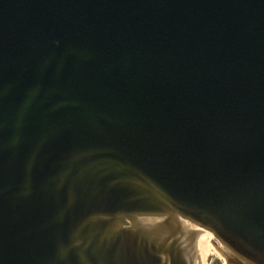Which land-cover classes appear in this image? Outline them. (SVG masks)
Listing matches in <instances>:
<instances>
[{"label":"water","instance_id":"1","mask_svg":"<svg viewBox=\"0 0 264 264\" xmlns=\"http://www.w3.org/2000/svg\"><path fill=\"white\" fill-rule=\"evenodd\" d=\"M264 264V0H0V264Z\"/></svg>","mask_w":264,"mask_h":264},{"label":"rangeland","instance_id":"2","mask_svg":"<svg viewBox=\"0 0 264 264\" xmlns=\"http://www.w3.org/2000/svg\"><path fill=\"white\" fill-rule=\"evenodd\" d=\"M207 264H220V263L211 254H209Z\"/></svg>","mask_w":264,"mask_h":264}]
</instances>
